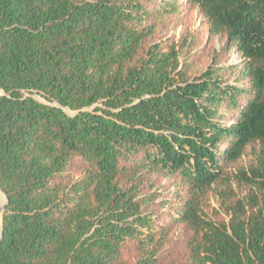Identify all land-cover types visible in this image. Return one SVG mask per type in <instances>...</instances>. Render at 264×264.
Here are the masks:
<instances>
[{"label":"trees","instance_id":"16d2710c","mask_svg":"<svg viewBox=\"0 0 264 264\" xmlns=\"http://www.w3.org/2000/svg\"><path fill=\"white\" fill-rule=\"evenodd\" d=\"M186 4L239 54L238 86L163 39L179 0H0V264H264V0Z\"/></svg>","mask_w":264,"mask_h":264},{"label":"rangeland","instance_id":"374dc122","mask_svg":"<svg viewBox=\"0 0 264 264\" xmlns=\"http://www.w3.org/2000/svg\"><path fill=\"white\" fill-rule=\"evenodd\" d=\"M183 1L184 0H179L181 6L179 7L178 13L176 15H169L164 19L160 29L163 39H168L169 42H175L176 44H185L183 49L184 52L181 55L180 60L181 62L185 60L186 64L191 67L189 72L191 75L192 73L199 74L201 70L205 69L212 63L217 65L218 63L216 62L223 58L228 60V64L231 63L235 67L238 66L234 71V75L229 78L232 85L238 86L239 81L235 79V75L239 69V65L241 64V58L239 57V54L234 51L230 54L226 53L225 55H222L221 50L226 46L225 37L220 35H210L209 24L203 17L200 8L198 6L192 7L188 4L183 5ZM216 54H218L217 58L214 57ZM32 96L40 102L50 103L40 93L34 92ZM50 104L57 105L56 103ZM62 108L69 115L76 113L75 110H71L67 107ZM92 108L93 106L85 109L91 110ZM223 121L227 122L228 120L224 118ZM225 144H227V142L222 143V145ZM253 147L258 148V144L253 143L252 145H248L240 159L228 165L227 170L230 178H233V175L235 176V173L239 168H246L248 165L255 162ZM158 184L161 186L160 193L162 198H169L172 202L177 201L175 191L177 188V179L174 176L160 178ZM233 187L235 188L236 192L241 195L246 190L245 187L239 186L235 182ZM181 192L183 193L184 191L181 190ZM170 205L171 202L165 204L164 210L168 209ZM161 211V209L158 210L159 213H161ZM206 212H208L210 216L212 215L214 217H216V212L220 213L219 216H224V213L220 208V203L215 190L210 191L208 194ZM182 228L183 225H177L170 235L172 241L176 242L173 244L177 245L179 248H183V245L181 244L184 241V238L181 234ZM132 256L133 253H126L127 258H131Z\"/></svg>","mask_w":264,"mask_h":264},{"label":"water","instance_id":"95a60500","mask_svg":"<svg viewBox=\"0 0 264 264\" xmlns=\"http://www.w3.org/2000/svg\"><path fill=\"white\" fill-rule=\"evenodd\" d=\"M0 191L4 194V198H5V202L3 204V206H0V212H1V222H0V238H1V232H2V213L4 211V208H5V205L7 204V201H8V197L5 193V191L0 187Z\"/></svg>","mask_w":264,"mask_h":264},{"label":"bare ground","instance_id":"6f19581e","mask_svg":"<svg viewBox=\"0 0 264 264\" xmlns=\"http://www.w3.org/2000/svg\"><path fill=\"white\" fill-rule=\"evenodd\" d=\"M0 217H1V212H0Z\"/></svg>","mask_w":264,"mask_h":264}]
</instances>
